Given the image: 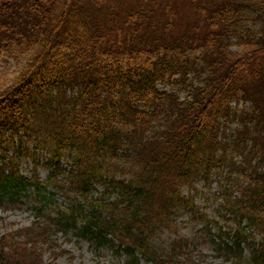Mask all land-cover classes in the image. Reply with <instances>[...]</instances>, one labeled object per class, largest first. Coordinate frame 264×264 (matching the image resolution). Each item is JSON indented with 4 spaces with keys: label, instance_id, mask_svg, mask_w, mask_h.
Instances as JSON below:
<instances>
[{
    "label": "trees",
    "instance_id": "trees-1",
    "mask_svg": "<svg viewBox=\"0 0 264 264\" xmlns=\"http://www.w3.org/2000/svg\"><path fill=\"white\" fill-rule=\"evenodd\" d=\"M0 58L13 64L0 78V205L29 195L33 213L0 233V264H52L59 235L116 264H187L189 249L150 238L192 209L181 186L223 166L245 179L226 174L233 223L214 248L264 264V0H0ZM233 119L240 159L223 148Z\"/></svg>",
    "mask_w": 264,
    "mask_h": 264
},
{
    "label": "rangeland",
    "instance_id": "rangeland-1",
    "mask_svg": "<svg viewBox=\"0 0 264 264\" xmlns=\"http://www.w3.org/2000/svg\"><path fill=\"white\" fill-rule=\"evenodd\" d=\"M169 2V0H165ZM172 1V0H170ZM185 0H182V2ZM188 8L180 5L177 11L181 12ZM236 46L232 45V48ZM13 64L9 59L0 58V78L11 72ZM156 85L159 88L166 90L175 89L178 84L157 80ZM183 91L179 92L182 96ZM248 102H241L235 108H239L240 105L249 108ZM237 119L228 121L227 126L224 127L226 134L223 136L226 144L224 145V152L235 158L240 159L246 153V148L243 149L240 139H237L236 146H234V133L235 128L239 127ZM223 134H220L222 136ZM248 142V140H245ZM243 143V141H242ZM238 150H241L238 151ZM254 160V158H253ZM252 161V160H251ZM64 164V162H63ZM31 164L28 158H23L21 161V170L25 174L31 169ZM68 167V166H66ZM48 168L42 163L36 166L37 175L43 178ZM227 167L223 166L221 172L216 168L212 169L208 180L197 178L193 180L192 184H184L181 186V191L184 195L191 198L192 209L185 208L182 205L175 207V210L170 215V221L167 224H161L152 234L150 240L155 247L167 250L170 249L172 243L175 241L180 244L181 248L189 249L191 251V260L187 261V264H228V259L224 255L216 252L214 248L213 238L216 237L217 228L228 229L232 226V218L225 210H227L223 204L225 201L224 194L228 190H232V194L236 195L237 190L234 184V178L242 183L245 179L243 174L238 171L231 172L233 179H230L226 175ZM94 192L101 190V183L96 182L94 185ZM57 201L65 203L66 198L64 193H57ZM20 200L14 203H5L6 205H0V233L6 230L15 229V232L23 229V226L29 224V221L33 218L31 204V196L22 195ZM64 205V204H61ZM220 236L227 237V235L220 234ZM219 236V237H220ZM56 243L64 247L67 251L62 254H58L52 261V264H116L115 257L112 253L105 250L99 252V255H95L90 251L84 241L77 242L72 239H66L62 235H59ZM174 242V243H175ZM177 243L175 246L177 247ZM43 250V258L46 260L51 259L47 247L44 244H40ZM46 249V250H45ZM247 247L244 248L246 252ZM141 264H143L141 262Z\"/></svg>",
    "mask_w": 264,
    "mask_h": 264
}]
</instances>
